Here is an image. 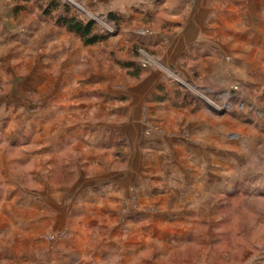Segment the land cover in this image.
<instances>
[{
  "label": "crops",
  "instance_id": "crops-1",
  "mask_svg": "<svg viewBox=\"0 0 264 264\" xmlns=\"http://www.w3.org/2000/svg\"><path fill=\"white\" fill-rule=\"evenodd\" d=\"M113 4L137 9L126 18L159 20L156 29L139 32L138 40L169 70L202 86L227 84L231 69L244 68L239 56L249 51L245 45L258 47L254 40L260 31L246 29L245 16L246 7L253 13L261 0ZM18 5L0 0V43L21 33V18L28 15L22 6L16 10ZM33 34V44L23 49L37 53ZM135 38L124 32L107 41L109 48L84 45L90 49H76L71 58L64 52L60 67L47 44L39 46L45 61L37 62L35 55L28 66L21 57L0 53V264H61L69 262L75 246L80 264L84 244L97 237L93 260L98 264H149L150 253L156 261L166 256L174 264H193L176 252L214 245L221 200L247 192L264 199V173L247 171L264 140L253 145L247 159H239L222 146L232 145L231 136L235 142L243 139L245 124L237 117L184 103L179 85L158 70H147L136 84L132 78L127 82L128 70L118 72L119 63L132 61L129 44ZM85 50L96 55L93 65L99 70L86 71ZM102 59L108 67L101 66ZM114 70L122 78L110 74ZM227 127L235 134L226 133ZM117 133L129 149L123 173L108 153L117 150V143H109ZM88 163L98 166L96 173L88 172ZM62 167L65 173L59 174ZM202 229L203 238L197 232ZM63 232L68 235L57 257L46 236Z\"/></svg>",
  "mask_w": 264,
  "mask_h": 264
},
{
  "label": "rangeland",
  "instance_id": "rangeland-1",
  "mask_svg": "<svg viewBox=\"0 0 264 264\" xmlns=\"http://www.w3.org/2000/svg\"><path fill=\"white\" fill-rule=\"evenodd\" d=\"M11 4H19L16 6V10H19V7L22 6L27 11V17L21 18L20 25L18 29L21 31L19 35L13 37V39L8 43H0V53H6L10 58L14 56L21 57L25 64L28 66L29 61H34L33 57L37 55V62H44V49H39L47 44V47L51 46L54 54V62H57L60 57H62V53L65 52L67 57L70 58L75 56L76 49H90L86 48L84 44L76 37L75 35L69 33L64 28H60L54 24L51 18H44L41 14V11L38 10L35 2H24L23 0H9ZM61 5H70L71 14L77 16L78 18L89 21L95 20L97 23L96 33L98 34H112L113 36L109 39H116L120 36V34L130 33L132 36L134 35L136 38L129 44V57L132 59L131 54L139 53L140 58L137 60L138 63L141 64L142 61L147 62L150 66L148 68H144V70H158L161 71L166 78L170 81L178 84V91L181 93L182 88L185 89V92H188L192 95L197 96L201 99L205 106H203L204 110L214 114V115H228L230 117L235 116L240 121L245 124V132L243 135V139L239 142H235L233 137L231 136L228 142L232 143L231 146L223 145L230 150H225L227 152L238 153V157H242L244 155L247 159L248 155L252 154V147L256 145L258 142L264 140V4H261L259 7H253L255 12H247L248 6L246 7V18H250V21L245 22V28L252 30L254 27L260 31L258 38L254 40V45L258 47L249 48L250 46L245 45V49H249L248 52L242 54V61L244 62V68L241 69H231L230 70V79H228V83L222 86H202L200 84H196L194 81L184 80L179 76V74L174 73L165 67L162 62L152 55L148 48H146L140 40H138L143 31H147V29H156L160 25L159 20L149 21L146 18H135L133 15L126 18L128 13H137V9L135 7H122L116 6L113 3L116 0H56ZM111 1L113 3H111ZM262 2L264 0H261ZM119 8V11L116 10ZM130 10V11H129ZM19 11H16L18 14ZM114 13L121 18V29L118 34H116L117 30L113 23L108 20L109 14ZM248 13L250 15H248ZM21 15V14H20ZM42 23V24H41ZM47 23V26H45ZM32 27L26 31L27 26ZM35 25L36 28H33ZM44 25V26H43ZM254 29V30H255ZM34 30L36 32V44L38 46L37 53L29 49H23V46H28L29 44H33L34 42ZM30 31V32H29ZM253 31V30H252ZM29 32V33H28ZM52 32V33H51ZM32 33V34H30ZM115 33V34H114ZM139 34V35H138ZM46 35V36H45ZM247 41V40H246ZM248 42V41H247ZM106 46L109 48V43H103L100 46H96L95 49H101V47ZM20 47L22 49H16ZM7 48V49H6ZM92 49V48H91ZM125 49V48H124ZM134 49H139L138 51ZM147 49V50H146ZM27 53H26V52ZM85 62L89 65H86V71L88 69L99 68L93 65L96 60H93V57L96 55L93 51L85 50ZM103 57V56H102ZM235 58L232 56L229 57V65L233 64V60ZM98 62L101 63V66L105 68L108 65H105L102 60ZM60 67V60H59ZM143 68V67H142ZM99 70V69H97ZM108 70V69H107ZM123 70V71H122ZM118 70V72L124 74L125 70ZM193 72V71H192ZM110 74H115L118 78H122L119 76V73L114 70V72L110 71ZM146 74V72H145ZM143 74L142 77L145 76ZM124 75L126 81L128 82L132 78L133 84H136L140 81V79H134L128 72ZM195 78L198 77L199 72L195 68L193 72ZM141 77V79H142ZM122 83L124 81H121ZM120 83L119 85H123ZM182 87V88H180ZM260 110L263 113V117L258 116V111ZM261 114V113H259ZM232 115V116H231ZM260 122V123H259ZM224 125V123H222ZM226 128V127H221ZM229 130L226 133H230V135H234L236 131L227 127ZM234 133V134H233ZM114 141H116L114 143ZM126 139L124 135L121 133H117L115 135V139H111L112 144L118 145L117 150L108 151L109 154L114 156V161L116 163L117 172L123 173L122 171L125 168V162L128 161V148H125ZM214 145L216 140L214 139ZM238 144H243V146L239 145L240 149L237 151ZM235 147V150H231ZM264 147V144H263ZM255 149L253 156L249 159L248 162V174H252L254 171L264 173V150ZM237 160V158H236ZM235 160V162H236ZM92 164L88 163V172L96 173L97 167H91ZM97 168V169H95ZM59 174L65 173V167H62V170L58 171ZM264 177V175H261ZM216 187L217 184L214 183ZM251 192H247L244 195H239V198L235 199H225L221 200V210L218 213L220 226H218L217 230H214L213 241L214 245L212 247L207 246L204 247L202 245L196 246H188L185 249L181 250L177 253L178 257H189L193 259V264H263L264 263V199H259L256 197H251ZM205 215H201V218L204 219ZM197 218V219H201ZM203 238V235L206 233L204 229L198 230ZM100 233V231L98 232ZM68 235L67 232L59 233V234H50L46 236V241L48 243H52L54 254H58L57 257H60L61 248L59 243H61L65 237ZM95 239V238H94ZM95 240L89 241L87 244L85 243L83 249L87 251L85 253L84 262L80 264H98L94 257V250L96 247ZM202 241V240H200ZM259 244L260 246H258ZM59 247V248H58ZM63 251L65 250L62 248ZM79 249V248H78ZM212 249V250H211ZM81 250V249H80ZM257 250V251H256ZM60 251V252H59ZM90 252V253H89ZM258 252L261 253L260 259H257ZM69 262H63L61 264H79L78 259H80L77 253L76 246L73 248L72 252H70ZM89 254V255H87ZM245 254V256H244ZM255 254V256L253 255ZM227 255V256H226ZM156 255L150 253V261L149 264H174L170 258L159 259L156 261ZM60 261V258H57ZM60 264V263H58ZM105 264H109V261H106Z\"/></svg>",
  "mask_w": 264,
  "mask_h": 264
},
{
  "label": "trees",
  "instance_id": "trees-1",
  "mask_svg": "<svg viewBox=\"0 0 264 264\" xmlns=\"http://www.w3.org/2000/svg\"><path fill=\"white\" fill-rule=\"evenodd\" d=\"M24 2H35L38 10L44 18H51L54 24L60 28L66 29L69 33L78 37V39L86 46H94L106 43L113 35L112 34H98L96 33L97 23L95 20L84 21L77 16L71 14L70 5H61L56 0H23ZM108 20L116 27V34L121 29V18L118 15L111 13L108 16ZM115 34V33H114ZM138 51L139 49H134ZM132 61L127 63H119V65L128 70L129 74L134 79H141L146 70H143L137 60L140 58L139 53L131 54ZM182 88V87H180ZM182 88L181 93L184 103L189 105H203L205 103L197 96L192 95L184 91Z\"/></svg>",
  "mask_w": 264,
  "mask_h": 264
},
{
  "label": "built area",
  "instance_id": "built-area-1",
  "mask_svg": "<svg viewBox=\"0 0 264 264\" xmlns=\"http://www.w3.org/2000/svg\"><path fill=\"white\" fill-rule=\"evenodd\" d=\"M150 65L147 63V62H145V61H142L141 62V67H143V68H148Z\"/></svg>",
  "mask_w": 264,
  "mask_h": 264
}]
</instances>
